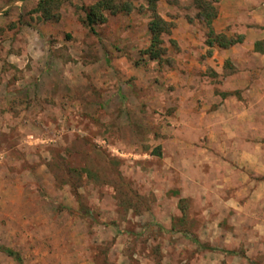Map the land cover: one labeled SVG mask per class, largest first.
<instances>
[{
    "label": "rangeland",
    "instance_id": "obj_1",
    "mask_svg": "<svg viewBox=\"0 0 264 264\" xmlns=\"http://www.w3.org/2000/svg\"><path fill=\"white\" fill-rule=\"evenodd\" d=\"M99 1L0 0V264H264V0Z\"/></svg>",
    "mask_w": 264,
    "mask_h": 264
},
{
    "label": "trees",
    "instance_id": "obj_2",
    "mask_svg": "<svg viewBox=\"0 0 264 264\" xmlns=\"http://www.w3.org/2000/svg\"><path fill=\"white\" fill-rule=\"evenodd\" d=\"M26 1V0H21ZM137 0H100L98 3H96L93 7H91L87 12V18L85 25H87L92 31L94 30V25L97 22V19L100 18V20H105L104 15L106 12H110L111 14L115 15L118 13H128L132 11L134 8V2ZM148 3V7L150 10H152L154 15V20L151 23L150 31L152 36V42L151 46L147 51H145V54L148 55L151 59H159L162 56V43L163 38L162 36L170 35V28L169 25L162 20V18L159 16L157 12V4L160 0H146ZM198 3V8L201 9L200 1H196ZM42 4V3H41ZM40 4V5H41ZM43 6H40L39 10H41ZM207 10H211V13H208L207 16L210 14V18H207V24L211 27L213 24V21L218 16V8L217 7H206ZM233 45V43H231ZM224 46V45H222ZM230 46V45H229ZM260 43L256 44V48H259ZM6 253L14 257L18 262L21 263V259L18 256V254L12 252V251H6Z\"/></svg>",
    "mask_w": 264,
    "mask_h": 264
},
{
    "label": "crops",
    "instance_id": "obj_3",
    "mask_svg": "<svg viewBox=\"0 0 264 264\" xmlns=\"http://www.w3.org/2000/svg\"><path fill=\"white\" fill-rule=\"evenodd\" d=\"M234 2H230L229 0H223L221 3V9H220V16L218 18V23H216V27L217 24H223L222 22H227L230 20H235L233 18L234 15L233 14V8H231L230 10H228V6H238L236 8V15L237 13L241 12V9L244 5H245V1L244 0H232ZM241 1V2H240ZM252 38V39H251ZM264 40V33H262V36L257 37L256 39L253 38V34L250 33V31L246 32V39L242 44H238L229 48H220V47H216L215 48V53L212 55V57L207 58L208 62H209V66H211L217 75H221V72L224 71V68L226 66V64L229 62H231L236 69H240L239 68V64L241 63V60L239 58V56H241L240 54H246L247 59L249 58H253V55H257L260 53H255L254 52V48L257 42H260ZM250 53L252 56H250ZM261 57V60L264 62V53L259 55ZM244 63V62H243ZM248 64V63H246ZM249 72V71H248ZM225 79H230V83L228 82L229 85H226L227 87L226 90H228L227 88H229L230 90H235V81L240 79V77H238L236 75V71L235 70H230L227 73V78ZM238 86V85H236ZM237 88V87H236ZM225 90V89H224Z\"/></svg>",
    "mask_w": 264,
    "mask_h": 264
}]
</instances>
